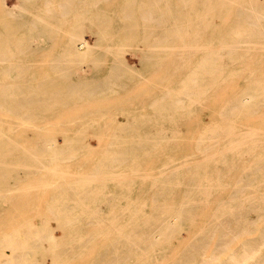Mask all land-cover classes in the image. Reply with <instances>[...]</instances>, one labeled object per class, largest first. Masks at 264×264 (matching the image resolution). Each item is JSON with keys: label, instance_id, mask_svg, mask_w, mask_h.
<instances>
[{"label": "bare ground", "instance_id": "1", "mask_svg": "<svg viewBox=\"0 0 264 264\" xmlns=\"http://www.w3.org/2000/svg\"><path fill=\"white\" fill-rule=\"evenodd\" d=\"M37 1L0 0L1 15L22 28L48 30L51 24L42 26L46 19L33 15ZM45 1L53 17L67 15L73 3L52 10ZM153 2L161 14L149 12L147 22L162 26L180 12L175 23L193 29L190 43L196 32L206 40L190 77L198 84L203 75L207 89L190 87L168 101L142 98L150 104L139 106L112 99L123 92L103 80L63 88L35 82L33 68L23 65L28 58L8 52L9 35L0 31V77L16 69L21 78L0 81V264H264V0H180L179 12L170 0ZM70 35L60 65L70 73L62 72L64 80L92 49L87 39ZM34 38L20 40L29 46L19 54L43 51L31 48ZM11 60L17 65L5 68ZM118 68L135 70L123 59ZM208 93L214 122L199 129L194 143L202 158L177 160L186 139L181 125L193 131L185 120L194 121ZM97 101L106 102L105 112ZM60 107L68 110L65 119ZM119 117L134 121L112 122ZM182 232L186 243L174 249ZM170 251L174 257L166 262Z\"/></svg>", "mask_w": 264, "mask_h": 264}, {"label": "rangeland", "instance_id": "2", "mask_svg": "<svg viewBox=\"0 0 264 264\" xmlns=\"http://www.w3.org/2000/svg\"><path fill=\"white\" fill-rule=\"evenodd\" d=\"M63 1L64 0H47L52 10H61L64 6ZM153 1L155 0H72V7H70V12L67 15L57 13L56 17H53V13L49 14L46 10V1L38 0L36 3L34 2L35 4L32 12L33 15L36 16L37 14V16H42L46 19L41 22V25L51 24L48 30L44 28L36 29L34 27L29 29L31 27L26 28L24 26L22 28V26H20L22 22L20 23L10 18L3 17L0 11V31L9 35V39L6 40L7 42L4 44L8 52H11L12 55H16L18 58H28L29 61L23 65H30L33 68L30 72L36 74V77L32 78L35 82H62V85L58 87L63 88L66 82H94L95 80H103L106 82L107 86L123 92L112 96V99L122 98L123 102L121 103L123 105L131 104L139 106L150 104L149 102L140 100L142 98H158V100L168 101L167 99L170 100L168 97H177L180 91L190 87L199 90L207 89L210 87V83H204L203 75L199 76L198 84H195L194 80H192L194 77H190L193 68L202 61V50L204 49L206 40L202 38V35L196 38V32L192 34V37H195V43L191 44L190 31L193 29L186 28L181 31V24L175 23V18L181 15L179 12V7L181 5L180 0H170V2L175 5L174 9H176V12H179L176 13L172 21L165 22L166 24L162 26H157L156 22H147L144 17H146L149 12L153 16L161 14L160 9L157 8V4ZM15 2L16 0H8L10 6H13ZM1 8L2 6L0 5V10ZM145 13L146 15L144 16ZM168 19L170 20V17ZM188 19L187 16L184 15L183 22H187L186 20ZM103 21L106 22V27H102L101 24H103ZM175 24L178 25L175 29L177 31H174L169 37H167L166 34L164 35V31H166L167 28L171 30L173 28L171 26ZM217 24H219V22ZM71 33L76 36L73 41L79 42L83 37L87 39L92 49L86 51L84 60L80 59L81 61L79 60L75 63L76 66L72 73L74 75L64 80L60 79L62 77L60 75H65L66 73L68 76L70 73L64 67L61 66L60 68V65L65 58L66 45L72 39ZM26 34L36 35L37 38H34L32 41L31 48H36V50L42 48L43 51L33 55L19 54V47L28 48L29 46L28 44L23 45V47L20 46V40H24ZM49 35L54 36L51 41H49ZM191 46H193V53L189 50ZM208 47L209 46H207V48ZM188 52H190V55L187 57L186 54H188ZM149 55L151 56L150 59H148ZM59 59L61 61H59ZM120 59L124 61L127 60L131 66L135 68V73L126 70L120 72L118 68V60ZM142 60L143 62H141ZM10 64L16 66L17 61L11 60V62L5 64L4 67L10 68ZM18 72V70L13 69L10 71V73H12L10 77L3 75L0 77V81L5 84L12 82V80L16 78L13 81L19 82L21 78L16 77ZM46 75L50 76L45 77ZM193 83L194 85H192ZM206 96L208 98L205 97V107L200 110V113L197 112L194 121L185 120L187 124H193V131H189L186 129V126L181 125L182 136L186 137V139L183 140V145L180 148L181 150L174 156L177 160H182V158L185 159L190 154L194 157L200 156V153L194 148L196 137L199 135V129L211 126L214 122L211 121L210 113L212 98L209 93ZM126 98H134L135 100L127 101ZM105 103L106 102L103 101H97L94 105L96 108L100 109L99 112L103 113L106 111L104 107ZM109 104L113 103L110 101ZM67 111L66 108L64 109L61 107L57 109V113L59 112L63 119H65L66 113H68ZM130 111L134 112L135 110ZM150 111L151 109L142 112L147 113ZM114 112L116 111L114 110ZM78 113L81 112L78 111ZM118 121H134V119L119 117L112 122L116 123ZM162 121L176 120L165 119ZM194 124H197L198 127ZM113 125L114 124H112V126ZM112 126L108 132H111ZM104 138H107L105 143H109L112 139L110 136ZM199 156L197 157L198 159L202 158ZM160 158L163 160L167 158L163 151ZM243 167L244 165L242 164L238 165L237 173H234L231 178L237 177ZM190 175L191 174L186 173L184 178L187 180ZM219 191L222 195H228L230 193L229 189H220ZM34 223L35 225H40V218L36 217ZM184 243H186V236L185 233L182 232L181 236L174 241V249L178 250L180 245L183 246ZM99 248L100 244L96 246V250ZM208 248L209 247H206L205 250L208 251ZM102 250L103 248L101 252ZM174 251H170L165 255L164 260L166 262L173 259ZM89 257L90 255L86 258ZM130 261L135 263V258L132 257ZM70 264H73V262Z\"/></svg>", "mask_w": 264, "mask_h": 264}]
</instances>
